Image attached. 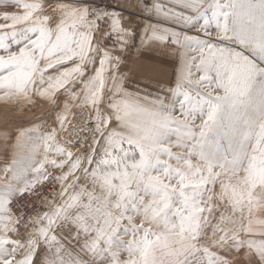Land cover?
I'll return each mask as SVG.
<instances>
[{
    "label": "snow or ice",
    "instance_id": "obj_1",
    "mask_svg": "<svg viewBox=\"0 0 264 264\" xmlns=\"http://www.w3.org/2000/svg\"><path fill=\"white\" fill-rule=\"evenodd\" d=\"M0 103V264H264V0H0Z\"/></svg>",
    "mask_w": 264,
    "mask_h": 264
},
{
    "label": "rangeland",
    "instance_id": "obj_2",
    "mask_svg": "<svg viewBox=\"0 0 264 264\" xmlns=\"http://www.w3.org/2000/svg\"><path fill=\"white\" fill-rule=\"evenodd\" d=\"M132 10L129 8L127 11ZM136 23L138 25H146L148 20L145 18H137ZM135 49H133V53ZM164 60L166 59L163 57ZM149 67L151 74L154 79L164 81L170 76V69H157V66L154 64L153 67ZM149 82V81H147ZM48 109L43 104H32L27 107H20L18 105H9L5 106L0 103V129L3 128L5 124L9 125V127L14 126L18 123H24L27 125L29 121H37L40 122L46 118V114Z\"/></svg>",
    "mask_w": 264,
    "mask_h": 264
},
{
    "label": "crops",
    "instance_id": "obj_3",
    "mask_svg": "<svg viewBox=\"0 0 264 264\" xmlns=\"http://www.w3.org/2000/svg\"><path fill=\"white\" fill-rule=\"evenodd\" d=\"M130 2H131V0H130ZM131 11H133V9L132 10H130L129 12H131ZM157 56H159V54L157 53L156 54ZM164 58L163 57H160L159 58V60H156V61H147L146 63H147V65H149L150 67H153L154 66V64L157 66V69H167V70H169L170 68L168 67V65L167 64H165L164 62ZM145 83H148L147 81H145Z\"/></svg>",
    "mask_w": 264,
    "mask_h": 264
},
{
    "label": "built area",
    "instance_id": "obj_4",
    "mask_svg": "<svg viewBox=\"0 0 264 264\" xmlns=\"http://www.w3.org/2000/svg\"><path fill=\"white\" fill-rule=\"evenodd\" d=\"M93 4H99V3H102V0H92Z\"/></svg>",
    "mask_w": 264,
    "mask_h": 264
}]
</instances>
